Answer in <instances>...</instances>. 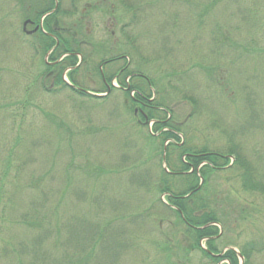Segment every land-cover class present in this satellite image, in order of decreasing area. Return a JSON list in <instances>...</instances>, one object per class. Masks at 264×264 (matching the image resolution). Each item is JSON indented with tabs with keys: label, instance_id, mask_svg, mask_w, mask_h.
Wrapping results in <instances>:
<instances>
[{
	"label": "rangeland",
	"instance_id": "rangeland-1",
	"mask_svg": "<svg viewBox=\"0 0 264 264\" xmlns=\"http://www.w3.org/2000/svg\"><path fill=\"white\" fill-rule=\"evenodd\" d=\"M91 2L74 0L77 13ZM18 4L17 0H0V22L7 16L4 28L0 23V264H11L13 251L31 241L32 235L18 225L23 211L28 215V209L46 197L45 209L51 217L68 216L78 190L88 195L95 191L93 180H85L80 189L69 178L127 180L133 172L158 178L161 169L168 170L163 153L159 155V144L145 138L146 133L152 134V123L138 127L137 114L133 116L126 109L122 91L117 90L118 77L112 79L115 90L103 97L104 101L80 98L57 87L54 72L43 83L36 80L41 60L55 61L48 54L41 55L40 50L34 51L32 38L23 35L21 16L25 15L19 13ZM64 5L61 3V10ZM99 8L101 12L87 24L89 31L97 33L94 39L99 34L98 42H105L102 32L106 28L115 31L119 44L112 55L123 53L130 70L136 68L154 80V98H164L165 109L171 111L176 123L182 124L193 111V117L180 126L179 137L197 148L206 145L222 152L227 149V139L232 138L245 149L247 160L261 161L263 177L264 0H135L130 10L114 7L112 13L108 7ZM72 21L74 18L68 19V23ZM122 26L124 36L118 35ZM82 52L87 54L77 58L86 56L87 62L73 77L85 91L102 94L96 71L88 70L89 65L100 62L98 50L90 56L91 51ZM123 64L124 60H119L104 73L109 75ZM63 79L68 82L66 74ZM191 99L196 100V106ZM177 153L171 154V162H176ZM70 161L87 167V174L69 167ZM29 178H38L32 190ZM209 178H214L210 187L221 200L224 213H231L229 224L218 226L217 250L234 248L239 252L248 240L264 236V199L242 191L235 173L227 171ZM145 187L139 190L143 208L158 198L156 191L147 192ZM123 189L117 184L107 192L123 196L125 201L135 196L136 191L129 186ZM238 208H244V218L237 217L234 211ZM150 218L148 225L139 227L143 228L140 237L136 232L128 233V255L120 264H164L165 259L174 263L181 260L179 264H210L197 251L178 258L181 248L190 242L173 233L172 216L158 214L156 222ZM159 219L162 221L157 226ZM133 228L128 229L132 232ZM165 235L180 241L171 258L160 248ZM51 245L48 243L46 249ZM201 246L205 247L204 241ZM251 264H264V253L256 255Z\"/></svg>",
	"mask_w": 264,
	"mask_h": 264
},
{
	"label": "trees",
	"instance_id": "trees-1",
	"mask_svg": "<svg viewBox=\"0 0 264 264\" xmlns=\"http://www.w3.org/2000/svg\"><path fill=\"white\" fill-rule=\"evenodd\" d=\"M49 1L51 4L46 10L52 7V0ZM39 11L37 20L45 12L42 7ZM43 39L48 40L42 37L37 41L40 46L39 50L42 51L41 55H45L54 43ZM34 44L31 45L34 51L38 52L39 50ZM60 56L57 55L54 61H57ZM83 61L86 62V56L83 57ZM115 61H118V56L108 55L100 58L99 64L89 65V67L96 71L101 82L102 93L108 92L109 95L115 90L110 86L114 76H118V83L121 87H128L125 91L120 88L117 90L122 91L126 109L131 111L133 116H135V110L137 111L138 127H142L143 124L147 127L148 123H152V134L146 133V140L151 144H159V155L163 152L164 144L168 142L166 162L169 173H165L161 169L160 177L144 178V175L136 176L133 172L132 178H127V180L120 178V181L119 178H107L102 181L100 178L99 185V178H69L76 182L80 189L85 180H93L95 191L88 195L84 191L78 190L73 195V209L68 216L60 217V215H53L51 212L53 215L51 217L48 209H45L46 197L38 204L35 203L32 209H28V215L26 210L23 211L24 215L21 213L23 216L18 217V225L20 224L25 228L29 232V236L32 235L29 238L31 241L29 244L21 245L19 250L13 251L12 257H10L11 264H120L121 258L128 255L127 250L130 245L128 233L136 232L135 235L140 237L141 231L139 230H143V228L140 229L139 227L150 223L147 222L148 216L151 217L152 222H156V217L162 213L173 217V233L181 234L191 243L181 248L178 258L182 259L181 257L186 256L189 251H197L210 264L220 262L239 264L238 257L232 249L219 256L222 251L217 250L216 242L219 238V230L215 225L221 224L226 227L231 221L229 218L231 213L230 216L224 213L221 200L216 194H213L212 190L214 189L210 187V182L214 178L209 177L220 173L227 174V171L235 173L239 177L242 191L249 194L257 193L264 199V176L260 175L263 164L258 160H247L244 155L245 149L238 142H233L232 138L227 139L225 152L211 150L206 145L197 148L190 141L183 140L182 137H179L180 126H185L186 122L193 117V111L188 114L182 124L176 123L171 117V111L165 109L164 98H160V100L154 98L151 91V88H155L154 80L144 77L148 80L146 83L138 77L136 79L130 78L129 76L132 74H142L140 71L137 72L136 68L132 71L125 70L126 59L119 69L109 75L104 73V76L101 77L97 67L103 62H105L103 64H107ZM75 65L76 58L74 55L67 57L63 63L58 62L54 66L47 65L42 59V69L36 76V80L40 79L43 83L49 74L54 72L53 80L57 87L66 89L80 98L104 101L106 98H96L85 92L84 87L78 84V80L73 75L79 72V67L68 73V80L74 87H69L64 83L62 80L63 71L67 67ZM126 78H129L128 82H125ZM108 85L110 86L109 90H107ZM43 90L48 92L47 89ZM131 92H133L132 96L130 95ZM190 102L194 106L197 104L194 99H191ZM170 148L172 151L169 150ZM174 151L178 152L177 163L170 160ZM231 160L232 163H230ZM133 165L132 162L130 167ZM69 167L87 174L85 171L87 167L77 166L73 161H70ZM198 174L202 177L201 185H199ZM37 181L38 178H29L30 190L37 186ZM117 184L119 188L123 187V190H126V186L134 189L136 191L135 196L129 201H125L123 196H116V194L111 196L107 192L108 188L111 190ZM142 186H146L144 189L147 192L156 191L158 194L157 200H151L146 208H143V201L139 193ZM159 196L163 197L164 201H161ZM84 200L86 203L83 204ZM88 202V207H84ZM234 212L238 218H244V208H238ZM235 220L237 221L236 218ZM161 221L162 219L157 221V226ZM130 226H134L133 229L135 230L131 232L128 229ZM173 241L174 239L165 235L162 236V244L160 245L162 253L170 258L171 254L174 255L175 250L181 246H179L180 241L177 238L176 241ZM203 241L205 250L200 247V243ZM48 243L52 244L51 249H46ZM239 253L243 257L242 264H251L256 255L264 253V236L248 240L239 249ZM180 261L174 263L165 259L164 264H179Z\"/></svg>",
	"mask_w": 264,
	"mask_h": 264
},
{
	"label": "flooded vegetation",
	"instance_id": "flooded-vegetation-1",
	"mask_svg": "<svg viewBox=\"0 0 264 264\" xmlns=\"http://www.w3.org/2000/svg\"><path fill=\"white\" fill-rule=\"evenodd\" d=\"M6 1V0H5ZM18 1V0H17ZM19 2V9L20 14H24L25 16H21L22 18V26L21 30L23 35L30 36L32 38V43L34 44L35 41V47L39 50V44H37L38 39H41L42 37L47 38L49 41H53L52 47L45 53L48 55H61L57 61L58 62H64L65 59L69 56H73L76 58V64L78 62L77 56L86 55L87 53H83L82 49L89 50L91 53H88V56L94 55L93 51L98 50L97 54L100 58L104 55H112L114 47L119 44V39H117V35L114 30L109 29H103L104 31L102 34L104 35L105 44L104 41L98 42V39L101 38V36L98 34V39H94L96 34L94 32L89 31L87 29V24L90 23V20L93 21V17L97 15V13L101 12V8L99 7H108L110 8V11L113 13L114 7H124L127 10L132 9V6L134 5L135 0H92L91 3H86V9H82L77 13V6L74 3V0H52V7L49 10H46L49 6L50 1L49 0H20ZM61 3L66 7L64 10H61ZM48 4V5H47ZM35 7V8H34ZM43 7V11H45L42 16V21L37 20V16L39 14V9ZM26 12V14H25ZM4 13V12H3ZM41 16V17H42ZM61 16L64 17V20H61ZM7 16H2V23L4 28V22L6 21ZM66 18H74V21L68 23V19ZM125 26V25H124ZM124 26L120 27L118 30V35H125L124 32ZM6 35V33H5ZM4 35V36H5ZM45 41H48L46 39H43ZM100 40V39H99ZM50 44V42H49ZM103 51V52H99ZM123 54V53H122ZM121 54V55H122ZM118 56L119 60L127 59L125 56ZM56 57L50 56V60L53 61ZM83 57V56H82ZM88 58V57H87ZM55 63L46 62L49 66H54ZM83 59L80 60V64H85L87 62H84ZM117 62V61H115ZM115 62L103 64L101 63L97 69L99 71V74L101 77L104 76V69L107 66H111L112 64H115ZM100 63V62H99ZM98 63V64H99ZM82 68V67H81ZM77 69V66H69L66 68L68 72H72ZM92 68L89 67L88 70H91ZM129 68V62L127 60L126 68L127 70ZM80 70V69H79ZM132 71V70H131ZM112 74V73H111ZM118 76H114L112 79H115ZM130 78L136 79V77L144 80L146 83H148V80L144 78V76L140 74H132L129 76ZM129 78L125 79V82H128ZM112 81V80H111ZM111 84V83H110ZM74 87V86H73ZM120 88V86L117 87V89ZM127 88H124L122 90H127ZM137 111L135 110V113Z\"/></svg>",
	"mask_w": 264,
	"mask_h": 264
},
{
	"label": "water",
	"instance_id": "water-1",
	"mask_svg": "<svg viewBox=\"0 0 264 264\" xmlns=\"http://www.w3.org/2000/svg\"><path fill=\"white\" fill-rule=\"evenodd\" d=\"M95 96H97V97H101V96H103V95H95ZM162 159H163V161H164V159H165V155L163 154V156H162ZM165 169V171H167L166 170V168H164ZM237 253V252H236ZM238 254V253H237ZM238 257H239V259H240V262L242 263V258H241V256L238 254Z\"/></svg>",
	"mask_w": 264,
	"mask_h": 264
}]
</instances>
